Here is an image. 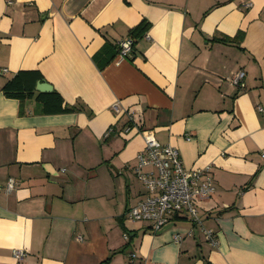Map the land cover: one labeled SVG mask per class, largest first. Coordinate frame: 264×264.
<instances>
[{
	"label": "crops",
	"instance_id": "0c3cea01",
	"mask_svg": "<svg viewBox=\"0 0 264 264\" xmlns=\"http://www.w3.org/2000/svg\"><path fill=\"white\" fill-rule=\"evenodd\" d=\"M34 70L81 111L3 93ZM145 132L186 169H212L200 223L129 219ZM263 153L264 0H0V264H264Z\"/></svg>",
	"mask_w": 264,
	"mask_h": 264
},
{
	"label": "built area",
	"instance_id": "2783aa9c",
	"mask_svg": "<svg viewBox=\"0 0 264 264\" xmlns=\"http://www.w3.org/2000/svg\"><path fill=\"white\" fill-rule=\"evenodd\" d=\"M132 50L131 39L121 42L122 58L130 56ZM245 78L246 73L241 71L233 77L231 83L243 89L246 87ZM134 127L140 128L137 124ZM132 130L133 127L129 126L123 131L129 133ZM116 132L117 129L111 127L106 137L110 138ZM144 136L146 146L138 154L135 173L146 189V196L129 210V219L134 223L146 222L155 232L182 214L191 216L195 222L200 223L198 203L210 199L216 192L212 169L209 167L188 170L178 148L162 145L152 132H145ZM262 156L264 158V153ZM17 185L15 179H9L7 191L13 192ZM204 232L211 246L217 247L219 241L216 233L208 229ZM182 239L180 235L176 237L177 242ZM25 257L24 250L15 251V258L18 261L22 262Z\"/></svg>",
	"mask_w": 264,
	"mask_h": 264
},
{
	"label": "trees",
	"instance_id": "16d2710c",
	"mask_svg": "<svg viewBox=\"0 0 264 264\" xmlns=\"http://www.w3.org/2000/svg\"><path fill=\"white\" fill-rule=\"evenodd\" d=\"M150 26L149 21L144 20L131 31V36L128 38L133 41L131 55L134 52L137 38L145 35ZM119 50L121 54V43H119ZM39 82H46L39 71H21L6 83L3 93L8 98L20 100L21 103L35 98L41 105L40 113L42 114H63L81 111L77 106L66 105L63 97L56 90L51 93L38 92L36 87ZM103 264H109V261Z\"/></svg>",
	"mask_w": 264,
	"mask_h": 264
},
{
	"label": "water",
	"instance_id": "95a60500",
	"mask_svg": "<svg viewBox=\"0 0 264 264\" xmlns=\"http://www.w3.org/2000/svg\"><path fill=\"white\" fill-rule=\"evenodd\" d=\"M54 90L53 86L47 82H39L37 84V91L41 92V93H49L52 92Z\"/></svg>",
	"mask_w": 264,
	"mask_h": 264
},
{
	"label": "rangeland",
	"instance_id": "374dc122",
	"mask_svg": "<svg viewBox=\"0 0 264 264\" xmlns=\"http://www.w3.org/2000/svg\"><path fill=\"white\" fill-rule=\"evenodd\" d=\"M140 223H143V224H144V223H146V222H140ZM146 224H148V223H146ZM146 224H145V225H146Z\"/></svg>",
	"mask_w": 264,
	"mask_h": 264
}]
</instances>
